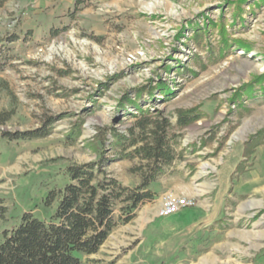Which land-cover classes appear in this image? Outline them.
<instances>
[{"label": "rangeland", "instance_id": "1", "mask_svg": "<svg viewBox=\"0 0 264 264\" xmlns=\"http://www.w3.org/2000/svg\"><path fill=\"white\" fill-rule=\"evenodd\" d=\"M181 111L200 117L181 127ZM3 113L0 240L25 211L50 220L67 164L98 158L100 129L108 176L136 188L147 161L114 134L134 151L139 120L165 117L157 196L85 264H264V0H0ZM169 197L190 204L164 216Z\"/></svg>", "mask_w": 264, "mask_h": 264}, {"label": "trees", "instance_id": "2", "mask_svg": "<svg viewBox=\"0 0 264 264\" xmlns=\"http://www.w3.org/2000/svg\"><path fill=\"white\" fill-rule=\"evenodd\" d=\"M181 111L178 125L186 127L198 120L200 114ZM10 117H0L3 124ZM143 133L141 143L134 151L127 152L125 135H116L115 142L122 147L123 157L140 156L146 160L148 169L138 166L142 182L132 189L120 183L106 171V131L100 129L93 144L98 158L86 163H68L67 173L70 182L58 195L59 199L50 220H45L32 212H23L18 224L7 229L0 240V264H85L82 254H94L107 240L109 234L118 225L130 221L135 216L138 204L152 200L157 196L149 186L157 176L165 172L170 163L171 152L168 128L170 120H161L144 116L137 124ZM2 137L9 140L32 138L37 131L7 132ZM136 139L129 145H135ZM248 145L246 141L245 146ZM105 149V148H104ZM101 176V177H100ZM54 191L49 199H56ZM120 200L122 215L114 216V202ZM4 200L0 197V216L6 212Z\"/></svg>", "mask_w": 264, "mask_h": 264}, {"label": "built area", "instance_id": "3", "mask_svg": "<svg viewBox=\"0 0 264 264\" xmlns=\"http://www.w3.org/2000/svg\"><path fill=\"white\" fill-rule=\"evenodd\" d=\"M188 202L184 200H178L177 198H167L166 201L164 202L162 209H161V214L164 216H167L169 214L179 212L182 210L184 206H187Z\"/></svg>", "mask_w": 264, "mask_h": 264}, {"label": "bare ground", "instance_id": "4", "mask_svg": "<svg viewBox=\"0 0 264 264\" xmlns=\"http://www.w3.org/2000/svg\"><path fill=\"white\" fill-rule=\"evenodd\" d=\"M244 129H245V127H242V130H241V132H244Z\"/></svg>", "mask_w": 264, "mask_h": 264}]
</instances>
